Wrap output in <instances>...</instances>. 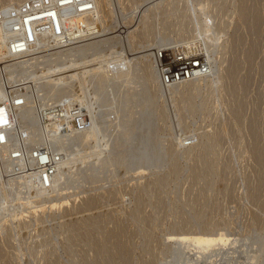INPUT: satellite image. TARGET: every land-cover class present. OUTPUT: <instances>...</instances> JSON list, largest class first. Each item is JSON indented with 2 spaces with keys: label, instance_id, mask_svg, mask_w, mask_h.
I'll return each instance as SVG.
<instances>
[{
  "label": "rangeland",
  "instance_id": "374dc122",
  "mask_svg": "<svg viewBox=\"0 0 264 264\" xmlns=\"http://www.w3.org/2000/svg\"><path fill=\"white\" fill-rule=\"evenodd\" d=\"M75 23V44L56 38ZM180 46L211 74L161 87L151 52ZM0 75L84 107L81 121L64 107L60 135L58 114L20 129L63 149L52 181L0 149V264H264V0H0ZM187 233L237 242L198 259L176 243Z\"/></svg>",
  "mask_w": 264,
  "mask_h": 264
},
{
  "label": "built area",
  "instance_id": "2783aa9c",
  "mask_svg": "<svg viewBox=\"0 0 264 264\" xmlns=\"http://www.w3.org/2000/svg\"><path fill=\"white\" fill-rule=\"evenodd\" d=\"M78 1L82 2L85 0ZM88 4L79 5L77 8L71 9L68 13L70 15H75L77 12L85 10L86 8L81 7H87ZM25 9L26 8H23V11H25ZM24 13L26 15L18 21L17 25L19 28L22 27L28 30L30 28L29 23L37 18L31 19L35 15L29 14L30 11L28 10ZM12 14L13 10H10L9 13L4 14V20L6 21H1L2 27L4 26L8 30L9 28L10 30H13L17 26L8 20L13 16ZM7 23H9V25H7ZM66 25L69 27H66ZM6 26L10 27L8 28ZM80 28H82V26L77 23L71 24V26L63 24V30L61 31L60 28L58 33H56L59 34L56 38H64L63 41L67 40L71 44H75V41L77 40L76 38L79 39V34L77 32L80 31ZM56 38L54 41L59 43L55 44V49L68 46L63 45L60 43L61 39ZM73 39H75L74 42ZM8 42L25 44L20 35L10 37L7 39V43ZM55 49L46 50L42 53ZM151 54L153 64L157 71L158 82L161 87H173L179 85L181 82L190 81L198 77H205L210 75L212 71V65L203 53H191L185 46L161 49L155 48ZM0 86L4 91V99L0 102V149L11 146L17 150L16 153L18 157H22L23 152H26V156H28L34 170H36V178L45 180V182L48 180L52 181L57 177L56 173L58 171L56 168L55 157H58L57 155L60 156L63 149L54 143L42 144L37 142H25L20 129L34 127L41 131L46 130L48 123L52 122L53 119H57L54 115L58 114L60 117L58 119L61 121L59 123L62 125L58 134H62L64 130L67 129L66 125L68 123L67 118L64 115L66 109L64 108L65 106L70 105V112L71 114H76L75 116L78 118V121H81L80 117L84 116L81 114L84 112L82 111L84 107H81L79 103H76V97L78 98V96L68 93L67 89L61 87L57 89L50 96L48 99L49 101L46 102L45 99L40 98L39 95L29 96V94H26V88L20 84L15 85L13 86V89H10L4 75H0ZM44 89L46 91L48 88L44 86ZM84 94L88 96L87 92ZM90 102L92 101L86 97V101L84 102L85 107L89 108L88 106H90ZM19 106H22V108L19 109ZM81 125L82 124H80V126ZM72 140L66 141L65 145L62 147H68L72 144ZM57 152L59 154H56ZM30 173L31 172H28V175H31Z\"/></svg>",
  "mask_w": 264,
  "mask_h": 264
},
{
  "label": "bare ground",
  "instance_id": "6f19581e",
  "mask_svg": "<svg viewBox=\"0 0 264 264\" xmlns=\"http://www.w3.org/2000/svg\"><path fill=\"white\" fill-rule=\"evenodd\" d=\"M159 3V2H158ZM162 3V2H161ZM159 6V5H158ZM120 29V28H119ZM117 32V31H116ZM123 33V32H122ZM117 34V33H116ZM121 35V34H120ZM87 46V45H86ZM79 51V48H77ZM49 60V59H48ZM43 62V61H42ZM13 66V65H12ZM7 67V66H6ZM9 71L11 70L10 67ZM7 70H4V73H7ZM97 74V73H96ZM13 87V86H11ZM243 89V88H242ZM4 93V92H3ZM27 94L30 95V93L28 92ZM1 105V104H0ZM37 131V130H36ZM41 135V134H40ZM47 135V134H46ZM43 138V137H42ZM47 139V138H46ZM45 140V139H44ZM8 148V146H7ZM10 149V148H9ZM13 151H11V157H10V163H14L18 158L16 156L15 150L12 148ZM6 151V150H5ZM4 155V154H3ZM17 158V159H16ZM4 159V158H3ZM20 161V160H19ZM2 162V161H1ZM31 162V161H30ZM29 162V163H30ZM1 164V163H0ZM26 163H24L25 165ZM13 166H15V164H12ZM24 165L22 164V166L24 167ZM29 165L30 167L32 166V164H26ZM19 166V165H18ZM29 166H26L27 168ZM25 167V169H26ZM20 168V167H19ZM22 169V168H20ZM19 170V169H18ZM24 170V168H23ZM5 171V170H4ZM7 171V170H6ZM27 171V170H26ZM24 172V171H23ZM31 172V171H30ZM27 173V172H26ZM32 174V173H31ZM29 176V175H28ZM32 177V176H31ZM27 175L21 177L20 179L26 181L27 180ZM18 179V178H17ZM9 180V179H8ZM19 180V179H18ZM10 181V180H9ZM29 181V179H28ZM8 182V181H7ZM27 182V181H26ZM86 203V202H85ZM199 217V216H198ZM226 234V233H225ZM177 235V234H174ZM225 236V237H224ZM218 235L216 236L215 234H211V233H187V234H179L176 236L175 240L176 243L179 245H183L186 246L187 249L189 250V253H191L192 251H196L197 254V258L199 259L203 254L207 253V252H215L217 250H222L223 247H225L226 245H233L237 242V240H233V241H229L226 238V235ZM185 247V248H186ZM184 255H189L188 252H183L182 257ZM181 257V258H182ZM181 263V262H180Z\"/></svg>",
  "mask_w": 264,
  "mask_h": 264
}]
</instances>
